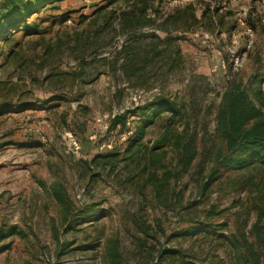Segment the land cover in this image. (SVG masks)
<instances>
[{
  "label": "rangeland",
  "instance_id": "rangeland-1",
  "mask_svg": "<svg viewBox=\"0 0 264 264\" xmlns=\"http://www.w3.org/2000/svg\"><path fill=\"white\" fill-rule=\"evenodd\" d=\"M110 2L65 0L59 4L68 14L64 23L44 22L45 27L54 26L43 35L52 46L45 56V73L66 72L76 66L80 48H94L85 59L82 81L71 90L63 78L42 82L45 75L37 72L34 61L42 45L38 36L15 35L19 48L8 57L11 45L3 48L0 103L8 92L11 101L10 109L0 113V230L14 228L15 233L0 238L5 248L0 264H103L108 242L117 245L122 264H234L232 241H252L255 206L264 203V172L225 171L218 165V176L205 190L203 184L223 151L214 134V110L225 82L231 77L245 82L256 72L264 78V28L258 23L264 18V2L151 0V10H158L155 24L168 18L166 33L154 25L126 35L120 34L114 18L126 8ZM80 16L87 18L84 23H78ZM250 21L255 26L253 45L244 52ZM231 33L238 36L243 59L236 75L229 73L226 63L221 66L224 57L217 54ZM204 34L209 36L207 43L202 42ZM136 40L142 46L135 51L143 60L135 62L141 71L126 77L112 56ZM27 73L35 83L24 78ZM261 88L264 96V83ZM157 97L172 102L180 116L175 131L185 135L181 148L172 150L165 144L160 149L162 165L172 174L162 190L167 205L155 200L146 171L141 172L145 151L140 160L127 154L129 140L121 127L105 138L117 144L118 159L106 165L91 163L108 155L98 148L106 135L103 117L125 115L132 127L137 119L131 112ZM48 100L51 109L44 105ZM79 106L87 115L78 111ZM164 128V117L147 128V149ZM69 136L80 143L78 154L71 152ZM189 157L185 169L176 164ZM89 164L92 171L87 170ZM161 174L158 171V178ZM52 185L63 194L66 211L49 191ZM205 224L216 228L215 233H185ZM161 249L172 253L159 257Z\"/></svg>",
  "mask_w": 264,
  "mask_h": 264
},
{
  "label": "trees",
  "instance_id": "trees-1",
  "mask_svg": "<svg viewBox=\"0 0 264 264\" xmlns=\"http://www.w3.org/2000/svg\"><path fill=\"white\" fill-rule=\"evenodd\" d=\"M63 1L65 0H0V56L2 55L4 47L11 45L8 48L6 57L13 54L15 48H19V44L14 42L15 35L24 33L25 36H38L40 41H42V45L38 52L39 54L34 56L35 59H33L34 61H38L37 72H43L45 75L42 78V82L49 83L53 77L63 78L69 83L68 86L71 90L78 85V82L82 81L85 59L94 53V51H90L94 48L89 50L86 45L80 48L78 50V55L75 57L76 66L68 68L66 72L55 75H53L51 71L44 72V69L47 68L45 56L50 54L52 46L43 38V35L50 33L54 28L53 24L45 27L44 22L54 21L61 25L64 23L68 14L60 11L59 4ZM150 1L151 0H111L110 5L115 3L122 6V8H126L120 10L118 14L114 16L119 23L121 35H126L131 30L144 29L156 25L155 15H158V10H151L153 6ZM154 1L162 3L190 0ZM137 3H140V6L137 7ZM149 10H151V14H148ZM101 11L100 9L93 11L92 15L95 13L99 14ZM86 19L85 16H80L77 21L81 24L84 23ZM261 19L262 18L258 19V23L264 28V23L261 22ZM167 24L168 18H165L160 24L155 26V30L166 33ZM248 26L253 30L255 29L252 21L248 23ZM62 34L68 36L66 28H63ZM54 37L56 42H59L61 39L58 33H55ZM155 39H157L158 43H162L159 38L155 37ZM141 47V43L136 40L113 53V62L118 64L124 76L128 77L139 73L138 70H140V68L136 67L137 65L135 62L143 60L137 59L138 54L135 51H138ZM99 61L101 62L104 60ZM139 77H141V75H139ZM24 78L27 79L29 83L36 82L31 73H27ZM263 83V75L258 72L249 76L245 83L236 77H231L225 82V86L219 96L218 104L214 110V134L220 141L223 151L215 159V163L210 169L206 181L204 180V190L209 183H211L212 179H215L214 175L218 171V165L225 166V171L264 172V96L261 88ZM10 95V92H8L4 101L0 103V113L10 109ZM59 99L61 98H56L55 100ZM51 100L44 103L48 109H51L48 105ZM22 106H24V104H22ZM78 111H80L83 116L88 113L86 109L80 106L78 107ZM131 113L137 120L132 123V133L127 137L129 146L126 152L130 155V158H132V156H134V158L138 156L140 160L142 153L145 151V162L140 164L141 172L146 171V182L150 185L155 200L159 204L162 203L167 205L168 197L166 194H162V190L168 188L172 174L169 169L170 167L162 165L161 158L164 154L160 152V149L164 147L165 144L169 145L172 150L182 147L185 135L175 131L180 116L172 102L164 97L154 98L143 106L136 107ZM161 117H164L165 120V131L147 149V146L143 143L147 128L155 124L156 120ZM126 120L127 117L125 115L117 116L111 120L110 126L112 129L117 126L121 127L124 131ZM82 127L83 125L79 128ZM169 135L173 136V139L170 138ZM114 151L115 150L109 152L107 156L95 157L91 163L94 165H106L113 162L118 159V154ZM191 159L192 157L187 158L185 161L176 160V164H180L182 168L185 169ZM87 170H93L90 164L87 165ZM158 171H162L159 178ZM217 176L218 174L215 175V177ZM175 177L177 178L178 174H176ZM49 191L56 202L62 205L63 211H66V205L61 191H58L54 185L49 186ZM167 193H169V191H167ZM255 203L256 202H254V204ZM255 207V221L250 231L252 241L248 242L245 238H243L242 244L237 241H232V251L235 253L234 264H264V226L261 224L264 219V203L258 206L256 205ZM209 215L211 214H208V216ZM221 228L222 226L217 227V229ZM215 230L216 228H210L205 224L201 230L190 229L185 233H190L194 236L198 233H209L208 231L214 234ZM13 233H15L14 228H10L6 230V232L1 229L0 238H5ZM4 234H7V236H4ZM4 249V246H1L0 252ZM170 253L172 252L169 250L161 249L157 255L162 257V255L166 254L168 256ZM102 259L103 264H122L117 245L109 242L105 247Z\"/></svg>",
  "mask_w": 264,
  "mask_h": 264
},
{
  "label": "built area",
  "instance_id": "built-area-1",
  "mask_svg": "<svg viewBox=\"0 0 264 264\" xmlns=\"http://www.w3.org/2000/svg\"><path fill=\"white\" fill-rule=\"evenodd\" d=\"M261 22L264 23V18L261 19ZM246 38L243 41L242 49L244 52H249L252 49L253 45V29L251 27H246L245 29ZM209 40V36L207 34H204L202 36V42L207 43ZM238 43L239 39L238 36L235 33L230 34L229 43L224 46L223 48L219 49L217 51L218 55L223 54L224 59L221 60V66H224L225 63L228 66V71L231 75L237 74L242 66V56L240 55V52L238 51ZM211 72H215V68L211 69ZM115 115H106L103 117L104 121V133L106 134L104 137V140H102L99 143V150L104 151L106 153H109L116 149L117 144L114 142L113 139H105L109 135L112 134V128L110 126L111 120H113ZM118 127V126H117ZM116 127V128H117ZM132 133L131 123L130 121H126L123 134L127 138ZM69 148L72 153L78 154L80 152V143L73 137L69 136Z\"/></svg>",
  "mask_w": 264,
  "mask_h": 264
},
{
  "label": "crops",
  "instance_id": "crops-1",
  "mask_svg": "<svg viewBox=\"0 0 264 264\" xmlns=\"http://www.w3.org/2000/svg\"><path fill=\"white\" fill-rule=\"evenodd\" d=\"M262 2H264L263 0H262ZM246 81V80H245ZM245 83V82H244Z\"/></svg>",
  "mask_w": 264,
  "mask_h": 264
}]
</instances>
